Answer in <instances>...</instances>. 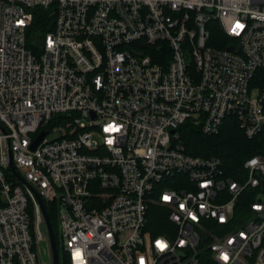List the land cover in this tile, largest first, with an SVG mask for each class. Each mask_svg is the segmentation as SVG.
<instances>
[{
  "label": "built area",
  "instance_id": "2783aa9c",
  "mask_svg": "<svg viewBox=\"0 0 264 264\" xmlns=\"http://www.w3.org/2000/svg\"><path fill=\"white\" fill-rule=\"evenodd\" d=\"M228 115L264 128V0H0V264H40L52 201L69 264H264V155L179 135Z\"/></svg>",
  "mask_w": 264,
  "mask_h": 264
},
{
  "label": "trees",
  "instance_id": "16d2710c",
  "mask_svg": "<svg viewBox=\"0 0 264 264\" xmlns=\"http://www.w3.org/2000/svg\"><path fill=\"white\" fill-rule=\"evenodd\" d=\"M51 20L52 16L47 10L35 11L28 34V47H34V41L39 40L42 34L49 30ZM53 123L52 121L50 125ZM179 135L187 153L219 157L226 173L230 175H234V172L242 167L246 158L255 154L264 155V128L255 136L248 138L232 115L225 118L220 130L215 134L203 133L198 125L188 120L180 126ZM55 204V201L44 202L57 247L58 225ZM63 254L61 261L58 256V264H69L65 252Z\"/></svg>",
  "mask_w": 264,
  "mask_h": 264
},
{
  "label": "rangeland",
  "instance_id": "374dc122",
  "mask_svg": "<svg viewBox=\"0 0 264 264\" xmlns=\"http://www.w3.org/2000/svg\"><path fill=\"white\" fill-rule=\"evenodd\" d=\"M49 138L55 137V133H51L48 135ZM94 138H98V135H94ZM58 225V256L60 258V261L62 259V256H64V252L61 248V242L59 238V224ZM34 250L36 251V254L38 255V259L40 264H52V255H51V248L50 244L47 238H45L42 241H39L38 243L35 244Z\"/></svg>",
  "mask_w": 264,
  "mask_h": 264
},
{
  "label": "water",
  "instance_id": "95a60500",
  "mask_svg": "<svg viewBox=\"0 0 264 264\" xmlns=\"http://www.w3.org/2000/svg\"><path fill=\"white\" fill-rule=\"evenodd\" d=\"M43 134H44L43 132L38 134L36 139L31 144V148L32 149L35 148L36 144L39 142V140L41 139ZM9 158H10V163H11L12 157H11V152L10 151H9ZM41 207H42V211H43V214H44V218H45L46 226H47V230H48V235H49L51 255H52V264H58V253H57L56 241L54 239L52 227H51V224L49 222L48 216L46 214L45 208H44V206L42 204H41Z\"/></svg>",
  "mask_w": 264,
  "mask_h": 264
},
{
  "label": "snow or ice",
  "instance_id": "6c2138e0",
  "mask_svg": "<svg viewBox=\"0 0 264 264\" xmlns=\"http://www.w3.org/2000/svg\"><path fill=\"white\" fill-rule=\"evenodd\" d=\"M236 27L239 28V27H241V25L237 24ZM112 130H115V129H112ZM106 131H108V129H106ZM109 142H111V141H109ZM165 199H167V197H165ZM160 246L163 247L164 245H160Z\"/></svg>",
  "mask_w": 264,
  "mask_h": 264
}]
</instances>
